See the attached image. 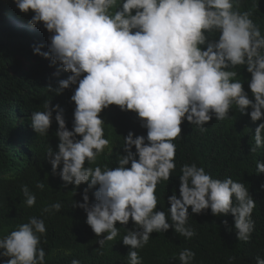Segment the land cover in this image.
I'll return each mask as SVG.
<instances>
[{
    "label": "clouds",
    "instance_id": "obj_1",
    "mask_svg": "<svg viewBox=\"0 0 264 264\" xmlns=\"http://www.w3.org/2000/svg\"><path fill=\"white\" fill-rule=\"evenodd\" d=\"M239 4L0 0V149L15 164L7 177L38 168L41 146L51 137L52 172L80 197L72 207L82 209L100 249L119 235L118 222L125 225L120 239L131 249L129 264H143L137 250L154 232L173 228L194 237L190 210L231 214L238 240L249 242L257 186L195 163L176 168L179 155L220 134L249 144L251 153L264 152V34L253 21L257 15L238 11ZM31 70L38 78L25 74ZM244 78H251V92H245ZM115 116L137 122L124 137L126 155L117 153L114 168L86 166L112 151L106 129ZM143 132L147 138L138 136ZM257 171L264 174V161ZM35 187L43 191L45 183ZM21 190L23 203L35 206L36 194L27 185ZM61 208L56 202L42 212ZM45 235L44 220L33 216L0 238V250L8 264H45ZM194 258L190 249L178 256L180 264Z\"/></svg>",
    "mask_w": 264,
    "mask_h": 264
},
{
    "label": "trees",
    "instance_id": "obj_2",
    "mask_svg": "<svg viewBox=\"0 0 264 264\" xmlns=\"http://www.w3.org/2000/svg\"><path fill=\"white\" fill-rule=\"evenodd\" d=\"M237 10L250 12L251 18L255 13L257 17L253 21L264 34V0H240ZM213 39L218 40L219 33H216ZM238 71L240 74L239 67ZM25 74L38 78L32 70ZM248 74L251 77V74ZM42 80L43 78H40L39 82ZM250 80L251 78H244L241 81L244 83L245 92H251L248 83ZM36 90L41 92L38 88ZM29 103L28 99L24 101L27 108ZM20 109L21 106L18 107V110ZM136 125L134 118L115 116L114 122L106 129L112 151L105 152L96 164H86V166L117 167V153L126 155L122 150L124 137ZM138 136L147 138V132ZM59 143L60 141L54 142V144ZM232 143L235 147H231L225 156H218L225 146ZM52 144L53 139L49 137L45 145L41 146L43 147L42 163L38 168L28 170L24 175L14 179L7 177L14 171V159L6 158L0 149V159L3 161L0 164V238L10 234L17 225L27 223L30 217L36 216L43 219L46 225V235L41 237L40 244L46 253L45 264H72L74 259L79 260L80 264H129L128 254L131 249L120 239V234H126L127 228L118 222L116 227L120 229L119 235L114 240L107 241L100 249V245L96 243L100 237H97L86 223L82 209L72 207L74 201L80 202V197L72 192L73 185L65 188V182L60 175L52 172V166L47 160V150ZM251 148L249 144L241 140H229L220 134L209 142L189 148L179 155V164H176V168H182L185 164L195 163L222 177H235L254 190L257 186V196L252 197L256 207L252 214L255 227L250 241L238 240L234 217L231 214L217 217L209 209L196 215L190 210L189 224L195 229L196 235L187 239L175 233L173 228L166 233H152L149 243L137 250L143 264H180L178 256L183 249H190L195 253L192 264H230L231 257H235L231 264H256L257 257L264 258V188H262L264 174H259L257 171V162L264 161V152L257 150L251 153ZM130 166L129 164L128 167ZM38 181L45 183L43 191L35 187ZM24 185L36 194L37 203L31 208L23 203L24 195L21 189ZM80 186L75 188L77 194L81 193ZM161 191H167V189L164 188ZM56 202L62 205L59 212H42L43 208ZM225 220L228 221L227 226L224 224ZM135 227H130L129 230ZM229 228L232 231H229ZM67 252L71 254L66 255ZM2 253L3 250H0V264H8L10 258L3 256Z\"/></svg>",
    "mask_w": 264,
    "mask_h": 264
}]
</instances>
